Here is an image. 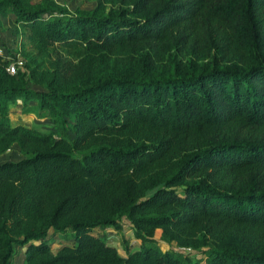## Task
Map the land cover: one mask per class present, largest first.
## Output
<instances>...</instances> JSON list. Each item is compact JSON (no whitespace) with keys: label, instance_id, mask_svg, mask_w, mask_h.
Segmentation results:
<instances>
[{"label":"trees","instance_id":"16d2710c","mask_svg":"<svg viewBox=\"0 0 264 264\" xmlns=\"http://www.w3.org/2000/svg\"><path fill=\"white\" fill-rule=\"evenodd\" d=\"M116 1L124 0L69 11L54 0H0V9L42 48L118 49L176 36L207 19L251 60L212 57L166 75L119 71L43 90L27 87L19 68H0V151L15 143L22 154L0 161V264H8L13 244L24 246L22 264H264L261 250L211 246L197 259L146 234L158 227L192 244L205 232L264 229V0H142L150 4L145 15H134L135 2L104 12V2ZM17 99H34L36 115L57 127L62 115L71 117L73 138L12 124L8 108ZM168 161L163 184L142 195L143 176ZM212 171L246 184L219 188L204 176ZM121 218L140 243L125 255L91 233L120 228ZM64 229L72 244L52 252L53 233Z\"/></svg>","mask_w":264,"mask_h":264},{"label":"rangeland","instance_id":"374dc122","mask_svg":"<svg viewBox=\"0 0 264 264\" xmlns=\"http://www.w3.org/2000/svg\"><path fill=\"white\" fill-rule=\"evenodd\" d=\"M39 0H29L36 2ZM60 5H64L69 11L77 9H91L95 5V0H54ZM135 7L138 9L135 16L145 15L150 8V4L143 3L142 0H124L116 2H104V12L110 8ZM191 30L177 31L176 36H170L163 40H149L128 44L118 49L109 50L105 47L85 49L79 45H64L53 43L42 48L27 34V30L15 21L14 15L4 9H0V68L4 67L16 57H20L23 65L19 71L25 73L27 77L26 86L33 89H46L47 87H59L66 89L70 84L86 82L97 75L115 74L119 71L130 73H145L146 75H161L171 73L174 68L184 66L186 63L204 64L210 58L215 57L224 63L229 61L248 62L251 57L242 51L238 53L235 45L222 38L220 27H215L214 23L199 21L193 22ZM8 115L12 124L22 123L33 126L39 130H52L54 133L65 130L68 139H72L74 134L67 126L71 121L68 115L60 117V126H55L48 117L36 115V101L28 99L26 102L17 99L10 104ZM237 126V125H236ZM232 126L233 129L242 130V127ZM59 130V131H58ZM183 144V143H182ZM181 144V145H182ZM180 145V146H181ZM187 145H182L184 149ZM22 156L18 146L11 143L7 148L0 151V161L17 160ZM172 171V161L154 167L146 173L140 180L138 191L147 195L156 187L163 184V179ZM203 174V173H202ZM205 178L216 183L219 188L242 187L246 184L244 177H231V174L220 175L217 171L204 174ZM219 177V178H218ZM185 179H191L187 177ZM182 183L178 182L174 186L180 189ZM120 228L111 232L112 243L120 255L137 249L139 241L130 232V223L127 219H120ZM49 234L52 229H49ZM69 230L53 233L49 243L50 250L54 252L60 245L72 244ZM92 234H99V230L94 228ZM103 233H106L103 231ZM146 234L155 239L162 247H170L175 251H186L191 256L202 259L204 251L211 246H234L255 251H264V229L260 230L256 226L233 227L222 237H216L209 232H205L204 240L198 241L175 240L171 235L162 229L155 227L146 230ZM196 236H194L195 238ZM170 240V241H169ZM24 246L12 245L11 255L8 264H22Z\"/></svg>","mask_w":264,"mask_h":264},{"label":"built area","instance_id":"2783aa9c","mask_svg":"<svg viewBox=\"0 0 264 264\" xmlns=\"http://www.w3.org/2000/svg\"><path fill=\"white\" fill-rule=\"evenodd\" d=\"M22 60L20 59V57H16L14 60L10 61L4 68L8 73H14L19 67L22 66ZM122 225V224H121ZM99 230V234H103L105 240L111 244L112 243V236H111V232L115 231V229L112 226H104V227H96ZM106 232V233H103ZM130 232H132V230L130 229Z\"/></svg>","mask_w":264,"mask_h":264}]
</instances>
